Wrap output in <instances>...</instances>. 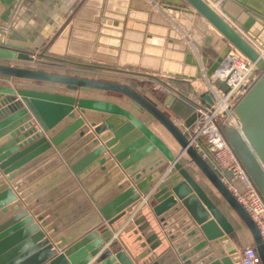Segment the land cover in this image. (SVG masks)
<instances>
[{"label": "crops", "instance_id": "1", "mask_svg": "<svg viewBox=\"0 0 264 264\" xmlns=\"http://www.w3.org/2000/svg\"><path fill=\"white\" fill-rule=\"evenodd\" d=\"M208 2L214 3L217 6L215 8L238 29H242L244 23L252 18L250 27L243 28L241 32L264 49V27L261 30L256 27L258 22L264 25V17H257L248 11V8H254L250 0ZM143 8L149 13H142L140 10ZM194 22V19L188 18L177 20L175 14L152 0H20L13 10L12 19L3 30L4 39L7 40L8 35L14 33L24 36L26 40H18L16 45L31 51V55L35 54L37 58L23 64L30 61L17 56L0 55V63L26 67L32 65L42 70L47 69L33 64L52 66L47 64L51 61L71 65L38 56L39 53H45L69 61L115 67L90 56L117 58L119 50L126 49L128 53L124 62H135V56L129 58L133 53L152 56L157 62L160 56L164 61L167 50H176L179 55L175 62L167 61L165 65L176 71L186 69L185 74L189 77L173 78L169 74L159 73L155 74L158 75L156 80L120 74L140 82L141 86L131 84V81L129 85L157 102L190 137L188 121L195 113L197 102L209 89V81L206 77L191 79L197 76L198 66L205 68L197 51L194 49L195 58L191 62L189 52L183 51L187 46L168 43V39L171 32V37L186 39L188 45L194 48L186 29L191 28ZM201 22L205 23L204 20ZM209 29L213 30L211 27ZM163 31L168 38L166 46H157L155 39ZM52 47L54 52H50ZM235 51L232 50L229 56ZM209 54L207 65L213 61ZM142 60L139 56L137 62L141 63ZM147 64L155 66L151 61ZM125 68L133 67L127 64ZM254 78L252 75L251 79ZM173 83L183 87L174 86ZM165 86L179 90L182 95L166 90ZM0 87V163L18 166L7 178V183L16 194H24V199L28 198L29 203L34 204V208L38 209L37 216H44L49 225L58 227L56 235L59 244L72 237V241L58 251L57 264L83 260L95 249H91L93 243L97 245L98 241L104 242L105 248L116 242L124 252L127 264H192L209 245L208 238L192 213L186 209L177 221L167 218L165 222L159 223L154 211L158 203L150 197L157 185L169 177L176 162L181 164L198 186L207 202L203 201L205 207L217 212L230 231L229 234L226 232L229 237L226 236L224 240L240 243L241 253L249 246L257 248L248 226L197 165L191 162L189 155L183 153V148L174 136L153 115L138 109L130 97L97 89L71 91L56 83L40 86L28 80L5 76H0ZM18 89L62 95L68 102L56 104L54 101L41 100L38 109L32 100L33 106L27 104L17 92ZM209 162L220 176L226 174ZM123 175L126 178L121 179L119 184L106 189L111 179ZM174 175L177 184L185 181L182 174L176 172ZM154 178L155 181L159 180L156 185L152 184V192L147 195L141 192L142 201L134 203L132 213L114 226H109L103 215L100 216L106 197L117 190L121 183L131 180L138 189L139 185L143 188L154 182ZM25 206L28 207V204ZM29 211H33V208ZM99 216L102 221L95 228H90L93 221H99ZM112 217L116 219L118 215ZM95 230L99 234L88 238ZM15 231L13 229V233ZM50 231L47 232L48 236ZM105 236L108 237L107 241ZM214 261V258L206 257L194 264H214Z\"/></svg>", "mask_w": 264, "mask_h": 264}, {"label": "water", "instance_id": "2", "mask_svg": "<svg viewBox=\"0 0 264 264\" xmlns=\"http://www.w3.org/2000/svg\"><path fill=\"white\" fill-rule=\"evenodd\" d=\"M1 1L0 55H4V57L17 56L19 59H25L30 62L34 61L37 57L32 56L30 53L31 51L18 47L15 43L18 40L25 41L26 39L24 36L14 33V35H8L7 40L4 39L3 30L6 24L12 19L13 10L16 9L20 0ZM152 1L161 4L162 7L167 9L171 14H175L177 20L186 18L195 20L191 28L186 27L188 32H190L189 34L187 32V35L190 36L189 40L194 48L188 45L186 39H182L179 36L171 37V32L169 39L165 37L166 33L163 31L165 35L161 34L156 37L155 40L157 41V46H166L167 39L168 43L186 45L188 51L186 48H184L183 51L189 52V61L191 62H193V57L195 58L194 49L197 51L198 57L203 61L202 63L205 65V68L198 66L197 76L191 79L206 77L209 81V89L204 93L201 100L202 103L209 104L212 101L214 95L212 90L214 89H218L225 93L228 92L229 87H226L225 82L220 80L217 76V71L222 68L232 50L235 49L241 52L252 64H254L255 78L248 88L237 96V101L233 108L234 118L225 117L220 124V128L264 199V49L257 46L255 41L248 39L241 32L243 28L248 29V27H250L249 22L253 19L250 18L249 22L244 23L242 29H238L227 20L221 11L215 8L217 6L214 3L212 5L208 0ZM140 11L146 14L149 13L145 8ZM201 20H204L205 23L201 22ZM209 27L214 31L210 30ZM67 32L68 30L63 32L62 35H65ZM50 52H54L53 47L50 49ZM127 53L126 49H123L119 50L117 58H115L116 56L110 57L107 55L90 56V58L96 61L106 62L115 67H101L95 63L69 61L45 53H39L38 56L60 60L70 63L71 65H80L87 69L110 70L116 73L150 77L156 80H158V75L155 74L159 73L169 74V76L173 78L189 77L185 74L186 69L176 71L174 69H169L168 66L165 65L167 61H170V63L175 62L176 57L179 55L176 50L172 52L167 50L164 61H162V56H160L157 62H155L154 57L144 54L141 55V53L129 55V58L135 56V62H124L123 60L126 58ZM208 54L213 58L211 65H207ZM139 56L143 58L141 63L137 62ZM148 61L153 62L155 66L147 64ZM127 64L133 68H125ZM0 76L28 80L40 86L45 83H56L66 86V88L71 91L97 89L120 93L130 97L138 109L149 112L174 136L183 148V153L189 155L191 162L197 165L199 170L220 192L224 200L227 201L240 216L242 221L252 232L262 259V264H264V243L256 222L224 183L222 177L213 168L211 163L207 161L193 143H191L185 131L159 107L157 102L129 84L116 80L113 81L92 76L42 70L32 65L26 67L21 64L9 65L0 63ZM171 89L176 94L182 95L179 90L172 87ZM1 90L2 88L0 87V91ZM17 92L24 98L27 104L32 106L34 104L38 106V109H40L39 104L41 100L54 101L56 104L62 101L68 102L62 95H51L42 91L18 89ZM171 99L172 97H170V100ZM30 100H32L33 104ZM33 109L36 111V108L33 107ZM36 113L38 114V111ZM195 118L196 115L193 113L191 119L188 121L187 127L191 126ZM17 168L18 166H15V164L5 166L4 162L0 163V264H57L58 251L62 250L65 245L72 241V237L71 240H65L64 243L59 244V239L56 235L58 227L56 225H49L44 216H37L38 209L34 208V204L29 203L30 201L28 198L24 199V194H16L9 186L7 178H10V175L13 174ZM176 172L185 177L183 183L177 184V177L174 175ZM123 178H126L125 175L114 177L107 183L106 189L109 190L114 185L119 184ZM155 179L156 178H154V182H150L146 187L141 188L140 185L137 186L138 189L134 187L131 180L127 179L126 183H121L117 187V190L106 197L105 203L101 207L100 216L103 215L102 217L108 221L109 226H114L117 221L122 220L127 214L132 213V205L134 203L142 201L141 192L147 195L154 189L153 185H156L159 178L156 181ZM188 182L190 183L188 184ZM155 190L153 192L151 191L150 197L151 200H156L158 203L154 211L158 216L159 223L165 222L167 218H170L169 220L174 218V220L177 221L185 212L184 209H186L192 213L195 221L208 238L209 245L207 246L209 247L206 246L204 251L195 258L196 260L192 264L206 257L214 258V264L240 263V243H231L228 240H224L226 236L229 237L227 233L229 234L230 231L224 226V222L219 218L217 212L205 207L203 201L205 203L206 200L201 194L198 186L192 181L188 172L182 168L180 163L176 162L172 167L169 177L165 181L159 183ZM194 190L195 193H193ZM25 204H28V207H26ZM165 207L169 208L162 211ZM28 208H33V211H29ZM111 214H117L118 217L112 219L113 215ZM100 216L99 221H93L90 228L93 229L99 225L102 221ZM212 216H214L215 219H211ZM218 223H220V226ZM22 225H24V227L20 228ZM52 228L53 231H50ZM13 229H16L14 233ZM49 231L51 233L48 236L47 232ZM98 234L99 231L95 230L88 238ZM107 239L108 237L105 236V241H107ZM54 243H57V245H54ZM95 245L96 242L93 243V247L91 248L95 249L83 260L78 262L73 260L72 264H127L124 252L118 248L116 242L111 243L109 247L106 248L104 242L101 243L98 241L97 247Z\"/></svg>", "mask_w": 264, "mask_h": 264}, {"label": "built area", "instance_id": "3", "mask_svg": "<svg viewBox=\"0 0 264 264\" xmlns=\"http://www.w3.org/2000/svg\"><path fill=\"white\" fill-rule=\"evenodd\" d=\"M241 60L246 64H251L241 52L236 50L231 53L222 66L229 69L226 76L223 77L224 79H221L220 75L218 76L222 82H225V86L229 87L227 93L214 89V95L209 104L202 103V101L197 102L195 106L196 118L189 127L191 134L189 139L207 161H211L215 167L225 171L226 174L221 176L224 183L256 222L264 243V199L220 128L225 117L234 118L233 108L237 96L244 92L253 80L251 79V76L254 75L253 71L251 74L246 73L243 76L249 79L248 83L239 81L237 87L239 89H235V82L239 79L234 69L236 68L235 63ZM223 102L226 105L224 111L219 109ZM228 107L231 108V114ZM211 125L213 129L208 130L207 128ZM239 264H262L258 248L255 246L245 248L241 253Z\"/></svg>", "mask_w": 264, "mask_h": 264}, {"label": "rangeland", "instance_id": "4", "mask_svg": "<svg viewBox=\"0 0 264 264\" xmlns=\"http://www.w3.org/2000/svg\"><path fill=\"white\" fill-rule=\"evenodd\" d=\"M250 1H251V3L253 1H256L257 4H255V5L252 4V6L254 8L253 9L252 8H248V11H252V13L255 16H257V17L258 16L259 17L262 16L260 18H263L264 17L263 16L264 15V0H250ZM237 12H238V9H237ZM242 14H245V13H242ZM258 24L260 25L259 26V28H260L259 30H261V28H263L264 25L262 23H260V22H258ZM254 30H255V28H254ZM33 56L36 57L35 54H33ZM24 63H31V62H23V64ZM47 64L48 65H52V66L42 65L40 63L33 64V65H35L36 67H39V68L44 67L45 69L50 70V71L62 72V73L68 72V73H73V74H76V75L92 76V77H95V78H102V79L113 80V81L116 80V81H119V82H122V83H125V84H129L130 81H131V84L136 83V84H138V86H141V83L138 82L137 80H135V78L127 76V75H123V74H120V73H116V72L110 71V70L87 69V68L82 67L80 65H69V64H64V63L57 64V63L51 62V61H48ZM173 85L174 86L176 85V86L181 87V88L183 87L182 85L177 84V83H173ZM167 87L165 86L166 90H168V91L172 90L170 86H167ZM218 91H220V90H218ZM220 92H222V91H220ZM195 110H196V108H194V111ZM216 118H218V117H216Z\"/></svg>", "mask_w": 264, "mask_h": 264}, {"label": "bare ground", "instance_id": "5", "mask_svg": "<svg viewBox=\"0 0 264 264\" xmlns=\"http://www.w3.org/2000/svg\"><path fill=\"white\" fill-rule=\"evenodd\" d=\"M252 4H257V2L256 1H253L252 2ZM257 29H260L259 28V25L257 26ZM232 64H233V62H232ZM235 65H236V68H234L235 70H236V72H237V76L239 77V79L235 82V89L238 87V82L240 81V82H247L248 83V81H249V79H247V78H245L243 75L245 74L246 75V73L247 74H251L252 73V71H253V73H254V68H255V66H254V64H249V63H245V61H243V60H241V61H239V62H236L235 63ZM235 67V66H234ZM245 67H247V69H245ZM229 69L228 68H226V67H222V68H220L218 71H217V76H219L220 75V77H221V79H224L223 77L224 76H226L225 74H226V72L228 71ZM220 79V80H221ZM237 89H239V88H237ZM213 91V90H212ZM224 106L226 107V105H225V102H223V104H221L220 106H219V109H222V111H224ZM228 110L230 111V114H231V108L230 107H228ZM228 110H227V112H228ZM208 130H211V129H213V126L211 125V126H209L208 128H207Z\"/></svg>", "mask_w": 264, "mask_h": 264}]
</instances>
